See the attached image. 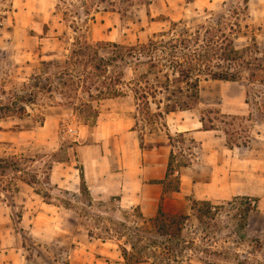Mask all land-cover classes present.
Returning <instances> with one entry per match:
<instances>
[{
  "label": "rangeland",
  "instance_id": "rangeland-1",
  "mask_svg": "<svg viewBox=\"0 0 264 264\" xmlns=\"http://www.w3.org/2000/svg\"><path fill=\"white\" fill-rule=\"evenodd\" d=\"M224 1L0 0V102H7L13 92L24 95L23 84L31 82L41 62L67 54L76 35L84 34L92 41L135 44L169 28L171 21H182L191 29L208 24L226 11ZM84 10L90 13L87 19ZM242 23L249 24V28L236 36L237 48L248 45L254 34L264 52V0H248ZM199 90V104L169 114L166 126L159 121L147 122L138 115L134 129L141 143L146 144L147 156L163 159L171 146L169 157L174 152L179 163L192 167L183 178L185 187L192 190L184 200L187 213L194 187L199 188L200 196L214 203L236 195L257 198L259 208L249 219L247 233L261 240L264 258V81H248L245 85L209 79L201 81ZM78 96L91 100L94 110L81 107L77 100L68 104L62 94L53 92L26 105L23 115L0 119V167L5 164L3 159L16 156L20 169H0V248L10 253L11 262L127 264L120 250L126 237L117 232L125 229L122 222L130 228L140 223L138 211L122 209L109 199L94 200L89 205L73 179L72 190L46 182L50 162L68 163L76 174L80 173L77 146L96 145L106 151L115 135V121L136 113L130 98L94 100L82 92ZM57 101L64 104L54 105ZM201 116L205 127L197 123ZM183 123H191V128L214 129H207L210 131L202 141L184 131L187 126H180ZM69 128L76 132H69ZM35 174L40 184L21 180ZM5 184L11 185L13 192L2 190ZM45 192L50 193L54 205L46 204L42 196ZM65 202H69L67 206ZM55 218L63 226L74 224L72 243H54L50 228ZM99 235L105 239H97ZM137 264H152V260ZM185 264L206 263L192 259Z\"/></svg>",
  "mask_w": 264,
  "mask_h": 264
},
{
  "label": "trees",
  "instance_id": "trees-1",
  "mask_svg": "<svg viewBox=\"0 0 264 264\" xmlns=\"http://www.w3.org/2000/svg\"><path fill=\"white\" fill-rule=\"evenodd\" d=\"M224 4L226 11L208 24L191 29L182 21H171L169 28L135 44L92 41L84 34L76 35L69 43L67 54L41 62L31 82L23 84L24 95L13 92L12 99L0 102V119L16 113L23 115L26 105L53 92L62 94L68 104L77 100L81 107L94 110L91 100L78 96L82 92L94 100L130 98L136 107L135 118L139 115L147 122L159 121L166 126L169 114L191 110L199 104V86L203 80L245 85L248 81H264V52L260 51L255 35L251 34L248 45L242 48L235 45L236 36L249 28V24L242 23L247 16L248 0H225ZM83 12L87 19L90 13ZM94 91L97 93L93 94ZM200 121L205 127L203 116ZM168 136L171 139L169 133ZM2 162L5 163L0 167L2 172L7 167L20 170L16 156ZM52 165V162L48 164L49 171ZM186 166L171 152L164 180H168L171 190L179 189L180 177L176 172ZM80 178V193L92 205L94 199L82 174ZM21 180L30 185L40 184L36 174ZM46 182L50 184L49 172ZM2 190L13 192L8 184ZM42 196L47 203H54L50 193ZM258 208L257 198L236 195L221 203L192 199L190 212L186 214L159 210L156 216L146 218L134 209L141 222L133 228L125 222L120 224L125 229L117 230V235L126 237V244L120 250L127 264L149 259L152 264H185L192 259L206 264H264L261 240L247 233L249 219ZM107 233L112 235L108 230ZM99 238L105 239L100 235Z\"/></svg>",
  "mask_w": 264,
  "mask_h": 264
},
{
  "label": "crops",
  "instance_id": "crops-1",
  "mask_svg": "<svg viewBox=\"0 0 264 264\" xmlns=\"http://www.w3.org/2000/svg\"><path fill=\"white\" fill-rule=\"evenodd\" d=\"M185 111H179V113ZM134 120V116L129 117L125 114L115 121L114 138L104 152L96 145L77 146V156L81 165L80 173L76 174L68 163H54L49 172L50 185L72 190L70 184L73 179L78 181L79 184L74 183L75 188H78L82 174L94 200H113L122 209L139 210L146 218L156 216L159 210L169 214H186L187 205L184 200L192 190L185 187L183 178L189 174L187 171L192 167H181L179 172H176L180 177L179 189L171 190L168 180L164 181L168 172L171 146H168V155L163 159L158 160V158L147 156L146 144L139 140L134 129ZM197 123L202 125L200 120H197ZM190 124L183 123L180 126H187L184 131H190L194 139L204 141L210 130L199 128V126L191 128ZM194 179L196 178L193 176ZM193 180L191 179V182ZM192 184L195 183L192 182ZM193 189V199H204L199 194V188L194 187ZM46 204L54 205V203L47 202ZM51 224V238L55 244L72 243L70 239L75 234L74 224L63 226L62 221H58L57 218ZM77 242L83 244V241L78 240ZM92 242L93 239L89 238V243ZM5 250L4 247L0 248V264L19 263L15 260L11 262L10 253L7 254Z\"/></svg>",
  "mask_w": 264,
  "mask_h": 264
},
{
  "label": "built area",
  "instance_id": "built-area-1",
  "mask_svg": "<svg viewBox=\"0 0 264 264\" xmlns=\"http://www.w3.org/2000/svg\"><path fill=\"white\" fill-rule=\"evenodd\" d=\"M69 132H76V130L75 129H73V128H69V130H68Z\"/></svg>",
  "mask_w": 264,
  "mask_h": 264
}]
</instances>
